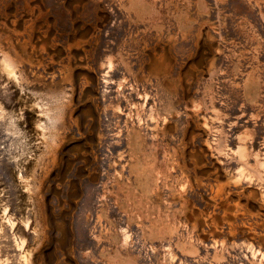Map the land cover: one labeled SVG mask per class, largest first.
Returning a JSON list of instances; mask_svg holds the SVG:
<instances>
[{"label": "rangeland", "instance_id": "obj_1", "mask_svg": "<svg viewBox=\"0 0 264 264\" xmlns=\"http://www.w3.org/2000/svg\"><path fill=\"white\" fill-rule=\"evenodd\" d=\"M0 248L264 264V0H0Z\"/></svg>", "mask_w": 264, "mask_h": 264}, {"label": "bare ground", "instance_id": "obj_2", "mask_svg": "<svg viewBox=\"0 0 264 264\" xmlns=\"http://www.w3.org/2000/svg\"><path fill=\"white\" fill-rule=\"evenodd\" d=\"M12 30H14V29H12ZM4 31V30H3ZM15 31V30H14ZM7 32H9V31H7ZM16 32V31H15ZM4 33V32H3ZM14 33V32H13ZM6 34H8V33H6ZM15 34V33H14ZM2 36V35H1ZM3 37V36H2ZM12 37V36H11ZM5 38H6V36H5ZM8 38H10V37H8ZM30 38V37H29ZM15 39V38H14ZM7 41V40H6ZM27 41H28V39H27ZM31 41V40H30ZM2 42V41H1ZM24 42H26V41H24ZM30 43V42H29ZM17 44H20L19 42L17 43ZM77 45H79V44H77ZM22 46V45H21ZM24 46V45H23ZM22 46V47H23ZM33 46V45H32ZM10 47V46H9ZM34 47V46H33ZM42 47V46H41ZM12 48V47H11ZM23 48H25V46L23 47ZM7 50V49H6ZM12 50V49H11ZM4 51V50H3ZM10 51V50H9ZM38 51V50H37ZM45 51V50H44ZM21 52H22V50H21ZM13 53V52H12ZM15 53V52H14ZM39 53H41V52H39ZM6 54V53H5ZM42 54V53H41ZM57 55V54H56ZM16 56H17V54H16ZM37 56V55H36ZM24 57H25V55H24ZM2 58V57H1ZM17 58H18V56H17ZM27 58H29V57H27ZM3 60H2V71H4L6 74L5 75H7V76H10V77H13V78H16V73H15V68H14V65H12V62H10L9 60H8V58L6 57V56H4L3 58H2ZM41 59V58H40ZM19 59H17L16 61H18ZM30 60V59H29ZM40 61V60H39ZM25 62V61H24ZM29 62V61H28ZM69 62V61H68ZM14 63V62H13ZM33 63V62H32ZM34 64V63H33ZM39 64V63H38ZM67 65V64H66ZM41 66V65H40ZM166 67V66H165ZM68 71V70H67ZM167 71V70H166ZM71 73V72H70ZM152 73V72H151ZM71 75H72V73H71ZM33 76H34V74H33ZM21 77V76H20ZM35 78V77H34ZM72 79V78H71ZM12 80V79H11ZM17 81H18V79H17ZM35 82H37L38 83V81H35ZM63 82V81H62ZM68 82V81H67ZM18 83V82H17ZM43 83H46V82H43ZM25 83H23V84H21V85H24ZM39 84V83H38ZM42 84V83H41ZM46 86L48 85V84H45ZM60 86H61V84H59ZM58 85V86H59ZM28 85L26 84V87H27ZM34 86H35V84H34ZM49 86V85H48ZM43 87H44V84H43ZM49 87H51V86H49ZM22 88V87H21ZM23 88H24V86H23ZM22 88V89H23ZM46 89L48 88V87H45ZM52 88V87H51ZM51 88H49V89H51ZM54 88H56L55 87V85H54ZM49 89H47V90H49ZM57 89V88H56ZM56 89H54V90H56ZM63 88H61V89H57L58 91H60V90H62ZM50 91V90H49ZM51 91H52V93H53V90L51 89ZM51 91H50V93H51ZM57 91V92H58ZM56 92V91H55ZM57 92H56V94H54V95H56V96H58L57 95ZM62 92H64V91H62ZM53 94L51 95V101H53V99H52V96H53ZM62 94H64V93H62ZM65 95V94H64ZM55 96V97H56ZM62 98H64L63 96H61ZM61 97H59L60 99H61ZM56 98H58V97H56ZM59 99V102L57 103V104H59L60 103V101H62V100H60ZM69 99V98H68ZM31 100V99H30ZM29 100V101H30ZM55 100V99H54ZM65 100V99H64ZM66 101V100H65ZM56 102V101H55ZM54 101H53V103H55ZM71 102V101H70ZM69 102V103H70ZM62 103V102H61ZM68 103V102H67ZM57 104H55L56 106V108H55V111H57L58 112V110H56L57 108L59 109L60 108V105L58 106ZM65 104V103H64ZM64 104H62V105H64ZM72 104V103H71ZM45 105V104H44ZM44 105H42V106H44ZM37 106V105H36ZM41 106V107H42ZM45 106H47V104L45 105ZM54 106V105H53ZM58 106V107H57ZM65 107H66V105H65ZM47 108V107H46ZM49 108H51V107H49ZM53 109V108H52ZM62 108H60L59 110H61ZM67 109V108H66ZM64 110V109H63ZM63 110H61V111H59L60 113L63 111ZM73 110V109H72ZM77 110V109H76ZM39 111H42V109L40 110L39 109ZM44 111V110H43ZM42 111V112H43ZM48 111H49V109H48ZM53 111H54V109H53ZM54 111V112H55ZM65 111V110H64ZM68 111V110H67ZM58 112V113H59ZM67 113V112H66ZM65 113V114H66ZM74 113V112H73ZM48 114V113H47ZM47 114H45V115H47ZM52 114H56L57 115V113H52ZM67 115H69L70 116V113L69 114H67ZM72 115V114H71ZM51 117H49V115H48V117L49 118H52V116L53 115H50ZM62 116H63V113H62ZM58 117H60V116H58ZM58 117H56L57 118V120H58ZM54 119V118H53ZM68 119H70V118H68ZM56 120V121H57ZM54 121H55V119H54ZM55 121V122H56ZM59 121V120H58ZM41 122V121H40ZM48 122V121H47ZM50 123V122H49ZM61 124H62V121L60 122ZM68 123H70V122H68ZM11 124V123H10ZM13 125H14V123H12ZM43 124V123H42ZM55 124V123H54ZM53 124V125H54ZM40 125V124H39ZM45 125V124H44ZM44 125H41L40 127L42 128L40 131H42V130H44V129H47L49 126H47V128H45L46 126H44ZM69 125H71V124H69ZM10 126V125H9ZM15 126V125H14ZM14 126H12V127H14ZM50 126H51V124H50ZM56 126H60V125H56ZM57 127V128H58ZM65 127V126H64ZM53 128V127H52ZM13 131L14 130H16L15 129V127H14V129H12ZM45 131V130H44ZM50 131V130H49ZM16 132V131H15ZM55 132H57V131H55ZM44 133V132H43ZM60 133V132H59ZM58 132H57V137H59L58 136V134H59ZM18 134V133H17ZM56 135V134H55ZM56 137V138H57ZM54 150V149H53ZM55 152V151H54ZM55 155V154H54ZM54 155H53V157H54ZM56 158V157H55ZM47 162V161H46ZM49 162V161H48ZM50 164H53L54 163V161L52 160V162H49ZM45 164V163H44ZM53 165H56V164H53ZM45 167V166H44ZM46 168V167H45ZM47 168H48V163H47ZM47 171H49V168L47 169ZM58 172V171H57ZM46 170L44 169V171H42L41 173H40V175H39V181H38V188L40 189V187L39 186H41V188H42V186H43V184H45L44 183V180H46ZM20 176V179H23L24 178V176H23V174H21V175H19ZM60 177V176H59ZM49 178V177H48ZM49 184V183H48ZM50 185V184H49ZM37 188V189H38ZM38 189V190H39ZM42 190V189H41ZM43 191V190H42ZM48 191V190H47ZM34 203H36V202H34ZM43 205V204H42ZM38 208V207H37ZM42 209V208H41ZM41 211V210H40ZM6 212V209L4 210V213ZM40 215H42V214H40ZM29 221L30 220H26V221H24V226H23V228L21 229H19L21 232H24L26 229H28L29 228ZM46 221V220H45ZM7 222H8V227H9V230L11 231V235H12V242H13V246H14V249L15 250H20L21 251V249L23 248V246H24V244H25V239L21 236V235H17L14 231L18 228V225L16 226V223L13 221V220H11L10 218H7ZM47 224V223H46ZM45 226V225H44ZM44 228V227H43ZM60 231V230H59ZM11 246V243H10V241L8 240V241H5V248L7 249V250H9V247ZM0 250H1V248H0ZM23 255V254H22ZM24 256V261L23 262H25L24 264H28V262H29V260H31V259H27L26 257H25V255H23ZM22 257V256H21ZM30 263V262H29Z\"/></svg>", "mask_w": 264, "mask_h": 264}]
</instances>
